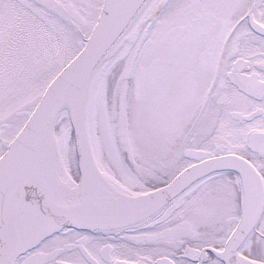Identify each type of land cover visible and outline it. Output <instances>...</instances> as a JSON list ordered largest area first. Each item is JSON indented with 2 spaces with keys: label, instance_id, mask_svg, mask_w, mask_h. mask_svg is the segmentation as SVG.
<instances>
[{
  "label": "snow or ice",
  "instance_id": "obj_1",
  "mask_svg": "<svg viewBox=\"0 0 264 264\" xmlns=\"http://www.w3.org/2000/svg\"><path fill=\"white\" fill-rule=\"evenodd\" d=\"M0 264H264V0H0Z\"/></svg>",
  "mask_w": 264,
  "mask_h": 264
}]
</instances>
